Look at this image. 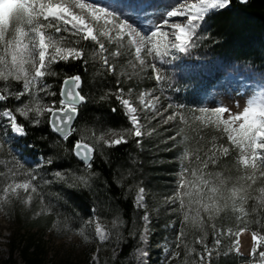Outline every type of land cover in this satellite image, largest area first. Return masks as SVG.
Instances as JSON below:
<instances>
[{
	"label": "rangeland",
	"instance_id": "obj_1",
	"mask_svg": "<svg viewBox=\"0 0 264 264\" xmlns=\"http://www.w3.org/2000/svg\"><path fill=\"white\" fill-rule=\"evenodd\" d=\"M156 2L159 12L155 22L160 23V15L176 0ZM106 13L113 15L115 22L107 19ZM124 19L137 23L145 32H149L153 26L152 22L140 21L128 7L127 0H0V53H3L0 54V86L9 95L16 88L17 81H21L25 86V94L20 99L29 106L30 115H37L40 120V124L34 126L28 121L29 118L17 114L25 126L41 127L44 122L49 121V113L65 108L61 99L58 104L54 103L58 101L56 86L54 82H46L45 76L51 63L65 60L62 57L69 54L73 57L78 55L76 48H72L70 36L81 34L92 42L103 40L117 43L118 40L121 47L125 44L132 48V57L126 53L125 69L128 72L125 73L129 79L139 75L137 80H146L143 86L129 93V98L123 100L130 118H137L135 130L142 129L140 115L144 109L153 111L155 115L167 112L168 105H172V102L161 100L160 91L165 88L160 87L158 83L152 85L151 76L147 75L152 69V63L159 65L161 74L172 72L173 66L179 63L180 53L175 58L166 56L163 60H153V54L149 52V41L141 42L139 39L134 40L131 35H125L127 30L121 27ZM207 29L206 25L201 24L198 34L203 32L205 36ZM159 39V36H156L158 42ZM255 49V46H247L248 53ZM103 51L104 49L101 51L102 55ZM164 65H169L171 69L164 68ZM220 72L226 74L209 86H204L199 73L190 71V79L179 87V90L184 92L179 104L187 109L188 116H192L189 110L199 115V109H205V112L200 113L202 121L214 119L217 125L220 124L226 129L232 146L236 149L233 155L237 163L245 165L254 159L263 163L264 88L259 80L248 79L239 73L237 68L234 71L222 69ZM12 101V106L19 103L13 97ZM175 104L177 102H174ZM221 106L230 109V112L221 113L219 116L211 115L215 110L208 109L209 107ZM36 109L40 111L37 112ZM177 116L161 121L158 117V121L168 125L165 131L171 132V146L179 148L177 159H183L182 147L186 142L182 140V136H178L182 131L188 133L193 122L185 121L186 118L182 116L177 120ZM80 132L79 142H89L95 148L102 143L109 145L112 142L113 132L91 136H88L86 129ZM26 135L27 133L16 134L10 129L0 130V264H26L18 251L14 254L12 262L5 263L10 260V246L14 238L30 239L34 246L39 245L38 248H42L46 254L42 264H57L62 260L69 264H100L102 258L105 261H114L122 241L118 217L107 215L100 219L92 212L89 220L80 227L79 224L61 225L56 221L60 216L53 214L54 209L60 210L58 201L60 196L66 195L64 191L67 187L71 188L75 182L87 183V172L71 168L46 170L44 166L47 160L36 148L31 145L25 148L24 144L17 146ZM57 169L60 171L59 175L55 174ZM178 170L180 171L179 168ZM243 178L250 180V175ZM178 180L179 175L175 179L176 187L172 185V190L163 193L162 198H154L146 187L136 192L134 204L142 214L141 226L139 230H136L135 226L132 227L130 236L135 240V247L129 259L119 264H167L170 259H176L173 255L174 236L181 229L176 231L172 228L173 225L167 223L171 222V213L180 198L177 191ZM207 185L210 184L207 183L204 187ZM162 186L170 189L167 180ZM9 196L12 200L7 202ZM158 203H163L162 209L157 208ZM235 206H238L237 200ZM200 207L202 212H199L195 219H183L184 223L193 226L194 232L189 237L185 261L182 264H218L220 261L219 249L206 245L208 232L202 227L201 218L205 214L208 216L210 210L204 205ZM12 208L20 212L17 218L20 230L12 228V223L6 219ZM51 215L53 218L48 225H51L53 230L42 232L45 219ZM211 218L213 221V217ZM32 223L36 226H31ZM235 224L236 227L245 225L244 222ZM74 229L81 230V237L73 231ZM212 231L215 232L214 245H218L220 233L215 226ZM193 236L196 238L194 243ZM260 243V239L250 231L241 230L236 240L233 237L229 239L224 250L225 257H229L228 253L232 250L234 255L240 258L239 264H264V259L259 256ZM92 245L97 250L89 253V247ZM255 249L257 252L254 254Z\"/></svg>",
	"mask_w": 264,
	"mask_h": 264
},
{
	"label": "trees",
	"instance_id": "obj_2",
	"mask_svg": "<svg viewBox=\"0 0 264 264\" xmlns=\"http://www.w3.org/2000/svg\"><path fill=\"white\" fill-rule=\"evenodd\" d=\"M207 28L205 36L203 32L195 36V46L190 49V56L180 53L179 63L173 66V71L166 75L160 73L164 78L162 81L155 79L153 69L149 71L147 76H151L152 85L158 83L165 88L160 91L161 100L171 101L173 107H168L167 112L161 115L144 109L140 115V130L130 127L126 113L117 99L120 96L123 100L128 99L129 93L143 86L146 81L137 80L139 75L132 79L126 75V53L132 57L133 52L129 45L123 44L121 47L118 40L117 43L103 40L92 42L84 34L74 35L70 36L72 48H76L78 55L83 57L77 59V56H72V59L56 60L49 65L45 81L54 82L58 101L59 88L61 91L64 79L76 73L82 77L80 90L89 100L80 106V114L74 125L75 132L66 140L60 139L49 128L48 122H44L41 127L26 126V138L17 146L25 144L36 148L47 160L44 166L46 170L71 168L87 172V183L75 182L71 188L67 187L64 191L66 195L58 199L60 210L54 209L53 214L60 216L56 221L61 225L79 224L80 227L89 220L92 212L100 219L107 215L118 217L119 229L122 231L119 253L114 261L102 258L100 264H119L129 259L135 247V240L130 236L131 229L135 226L139 230L141 226L142 214L134 204L136 192L146 187L154 198H162L163 193L172 190V185L176 187L175 179L178 175L177 191L180 198L171 213V222L167 224L173 225L176 231L179 228L181 230L174 236L173 255L176 259H170L167 264L184 263L187 244L194 228L184 223L183 219H195L202 212L201 205L210 210L208 216L205 214L201 218L202 227L208 232L206 245L219 249L221 257L218 264L240 263V258L232 250L228 253L229 257H225L224 250L229 239L233 237L236 240L241 230L250 231L260 239V251L264 254V162L254 159L240 165L235 161L233 154L236 149L222 125H217L214 119L202 121L188 116L185 107H181L184 115H179L174 107V102L179 104L183 99L184 92L179 90L180 85L183 86L190 79V71L193 70L199 72L198 76L204 86L220 79L225 74L220 72L222 69L234 71L236 68L243 75L259 80L264 86V0H247L245 3L233 0L228 10L221 9L212 16ZM251 45L256 49L248 53L247 46ZM0 54L3 55L2 52ZM156 66L160 69L159 65ZM167 67L169 65L164 68ZM22 84L17 81L16 88L8 95L20 90ZM0 91L4 92L1 86ZM102 96L106 98L101 99ZM13 101L12 97L0 101V108L12 106ZM175 115H178L177 120L182 116L186 118L185 121L193 122L188 133L182 131L178 136H182L186 142L182 147L183 159H177L179 148L171 146V132L165 131L168 125L158 121V117L161 121ZM82 129L87 130L88 136L125 131L128 140L117 146L102 143L96 148L85 141L94 149V157L88 167L72 154L74 148L70 142L78 137L76 144L80 141ZM136 131L140 133L139 137L135 135ZM254 172L255 175L252 174ZM245 175H250V180L243 178ZM166 180L170 189L162 186ZM207 183L210 185L204 187ZM11 200L9 196L7 202ZM157 208L162 209L163 203H158ZM19 216L20 212L12 208L6 217L12 223V228L17 230H20ZM52 218L51 215L45 219L42 232L53 230L48 225ZM235 222H244L245 225L236 227ZM31 226L36 225L32 223ZM213 226L220 233L218 245H214ZM73 231L81 237V230ZM29 240L12 239L10 260L5 263L12 262L18 251L26 264H42L46 254L42 248H38L39 245L34 246L33 241ZM195 241L193 236V243ZM92 246L89 247V253L97 250ZM57 264L69 263L62 260Z\"/></svg>",
	"mask_w": 264,
	"mask_h": 264
},
{
	"label": "snow or ice",
	"instance_id": "obj_3",
	"mask_svg": "<svg viewBox=\"0 0 264 264\" xmlns=\"http://www.w3.org/2000/svg\"><path fill=\"white\" fill-rule=\"evenodd\" d=\"M232 2L233 0H176V2H174L165 13L160 15L161 22L156 23L155 20L159 12L156 0H127L128 7L137 15L138 19L147 23L152 22L153 26L149 32H145L141 26H138L137 23L129 22L128 19H124V23L121 24V27L127 30L125 35H131L134 40L139 39L141 42L144 40L149 41V52L153 54V60H163L166 56H172L175 58V56L179 53H184L190 56L192 54L190 49L195 46V40L193 38L197 36L200 25L204 24L207 26L213 15L219 13L221 9L228 10L232 6ZM241 2H246V0H241ZM105 16L107 19L115 22V17L113 15L106 13ZM206 17H208V19H206ZM156 36H159V42L156 40ZM82 57L83 56L77 55L76 58L81 59ZM62 58L69 60L73 57L69 54ZM84 62L86 63L85 60ZM151 68L154 71L155 79L157 81H162L164 78L161 76L160 70L156 64L152 63ZM71 77L72 78L68 80L67 84L69 91H71V86L75 84L77 80L79 81V85L76 87L75 92H73V99L69 100L62 97L65 103L72 105V109L75 114L73 116L72 112L64 113V116L68 117L67 124L69 126L73 125L74 119L79 116L80 105L89 100V97L86 94H83L82 90H80V85L82 83L81 75L76 73L71 75ZM24 87L25 86L22 84L20 90L13 92L11 96L0 91V101L8 100L9 97H13L19 102L16 106L9 105L0 110V121H2V123H0V130L10 129L16 134L25 135L26 126L18 119L17 114L25 118H29L28 121L34 126L40 124L39 117L37 115H30L29 106L24 104L23 100L20 99V97L25 94ZM76 93H79V95L76 96ZM105 98V96L101 97V99ZM117 99L120 101L121 106L126 113V118L130 123V127L134 128L137 124V118H130L122 96L117 97ZM54 103L58 104L59 101H55ZM168 107H173V105H168ZM174 107L177 110V114L184 115V111H182L180 104H176ZM208 109L215 110L211 113V115L214 116L230 112V109L223 106L209 107ZM112 110L115 111V108ZM36 111L39 112L40 109H36ZM205 111V109L201 108L198 111L199 115H196V112L189 110V112L192 113L193 118H202L200 113ZM49 114L51 117L52 113ZM169 118H171V116ZM61 120H63V117ZM226 120L227 117H225V121ZM48 124L49 128L54 133L59 135L60 139L65 140V135L62 132L64 127L63 124L57 126L54 118L49 119ZM135 135L139 137L140 133L136 131ZM78 139L79 137L73 138L70 141L73 148H75ZM101 139H103V137H101ZM127 140V134L125 131H121L119 133L113 132L112 142L108 146H117L122 143H127ZM72 154L76 155L75 152ZM55 174H60L59 169L56 170ZM81 179H83V177ZM33 191H35V188H33ZM256 252L257 249H255L254 254ZM259 256L261 259H264V255H261V251L259 252Z\"/></svg>",
	"mask_w": 264,
	"mask_h": 264
},
{
	"label": "water",
	"instance_id": "obj_4",
	"mask_svg": "<svg viewBox=\"0 0 264 264\" xmlns=\"http://www.w3.org/2000/svg\"><path fill=\"white\" fill-rule=\"evenodd\" d=\"M238 1L240 3H242L241 0H238ZM246 2H247V0H246ZM243 3H245V2H243ZM71 78L72 77H68V78L64 79V81H63V84H62V87H61V91H60V98H61V100L63 102H64V99H62V97L66 98V99H69V100L73 99V92H75L76 87L79 85V81L77 80L76 83L71 86V91H69V89L67 87V84H68V80L71 79ZM80 87H81V85H80ZM78 95H79V93H76V96H78ZM64 104H65V108L64 109H56L53 112H51L52 116L49 117V119H53L54 118L55 119V123H56L57 126H59L61 124L64 125V127L62 129V132L65 135V139H67L72 134V132L74 130V125H75L77 117L74 119L73 125L69 126L67 124L68 117L64 116V113L65 112H72L73 116L75 114H74V111L72 109V105L71 104H68V103H65V102H64ZM62 117H63V120H61ZM57 136L59 137V135H57ZM73 152L76 153L75 157L79 161H81L85 166H89L90 163L93 160V157H94V149L89 144H87L85 142H78L76 144Z\"/></svg>",
	"mask_w": 264,
	"mask_h": 264
}]
</instances>
